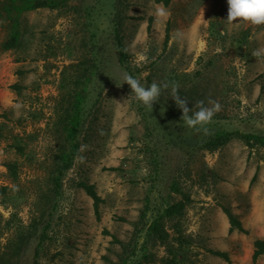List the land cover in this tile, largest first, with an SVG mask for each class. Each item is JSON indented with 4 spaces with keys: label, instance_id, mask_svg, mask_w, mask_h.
I'll return each mask as SVG.
<instances>
[{
    "label": "rangeland",
    "instance_id": "obj_1",
    "mask_svg": "<svg viewBox=\"0 0 264 264\" xmlns=\"http://www.w3.org/2000/svg\"><path fill=\"white\" fill-rule=\"evenodd\" d=\"M64 1L57 9L24 13L20 45L10 51L1 50L10 26L0 19V255L5 263L122 264L127 254L113 236L131 245L151 197L154 209L180 200L187 206L182 216L166 221L171 235L166 243L150 238L148 250L156 257L150 264H214L210 251L217 250L208 247L207 227L214 230L215 211L225 213L224 208L249 231L226 237L234 250L229 264H257L253 244L264 240V145L235 139L216 151L204 149L192 139L210 135L170 116L183 115L171 88L162 90L150 112L124 77L132 75L145 87L176 82L190 109L200 100L205 106L209 99L218 101L221 111L207 125L210 133L226 129L264 136V26L229 25L227 0H173L169 7L156 0ZM160 6L166 17L156 16ZM115 28L128 53V69L120 62ZM256 50L259 57L252 55ZM86 67L96 74L85 92L80 152L58 197L51 176L66 144L59 118L76 92H84ZM14 84L22 86L20 92L11 89ZM169 127L182 129L185 142L167 139ZM8 162L19 164L16 180ZM83 181L95 185L103 199L99 220L92 198L79 187ZM173 182L184 194L171 190Z\"/></svg>",
    "mask_w": 264,
    "mask_h": 264
},
{
    "label": "trees",
    "instance_id": "obj_2",
    "mask_svg": "<svg viewBox=\"0 0 264 264\" xmlns=\"http://www.w3.org/2000/svg\"><path fill=\"white\" fill-rule=\"evenodd\" d=\"M158 3H162L164 6L169 7L173 0H156ZM64 0H3L0 2V19L8 22L10 26V34L6 41L1 45L2 51H10L16 49L21 42V19L24 13L35 11L42 8L57 9L60 8L64 3ZM115 37L118 48V53L120 57V62L125 67H127L128 53L125 50L123 38L120 34L118 28H115ZM170 40V29L166 31V42ZM92 68L98 69V66L93 63ZM86 74L84 75V92H76L75 99L71 103L70 107L63 112L59 118V128L63 132V137L66 144L58 153V160L56 163V168L52 173L51 181L54 185V190L56 195L59 197L62 193V181L63 177L68 170L71 169L73 163L80 152V143L78 141L79 130L82 126L84 113L87 106V97L85 92L88 90V84L92 80V75L96 74L93 69L85 68ZM91 70V71H90ZM22 72L18 71L20 75ZM11 89L15 92H20L22 86L19 84L11 85ZM170 116L174 120H178L182 117L178 111L170 113ZM168 135L167 139L172 138L177 140V142H185V138L181 133L182 129L168 128L166 130ZM2 126L0 125V137L2 136ZM182 135V136H181ZM208 138L205 139H192L196 143H203V148L216 151L219 148L225 146L229 142L235 139H240L248 143L249 145L262 144L264 145V136L253 133H245L240 130H226L218 129L213 130ZM19 152H24V148L21 145L17 146ZM9 174L13 179L18 178L19 174V164L17 162H8L5 164ZM257 172L254 175L252 182L256 180ZM79 187L84 189L88 196L93 200L94 212L99 220L101 218L100 206L103 203L102 197L97 193L96 187L93 184H89L85 181L79 184ZM5 191L7 189H4ZM171 190L178 194H184L176 183H171ZM3 191V192H5ZM186 201H178L173 203H166L164 208L157 207L153 208V203L151 197H147L145 210L141 215V223L143 227L137 230V235L132 241L131 245L128 246L114 237V241L122 244L126 256L122 257V264H150L155 261V256L149 252L148 244L150 238L156 239L161 243H166L171 235L166 228V221L178 218L184 214L186 209ZM230 221V233L237 230L239 232L248 234L249 231L246 230L241 221L238 220L236 215L229 209L224 208ZM151 214L154 216L151 217ZM254 252L252 255L253 263L264 255V240L256 239L254 241ZM212 254L225 259L227 262L231 263L230 257L227 253L221 251H210ZM6 257L4 254L0 255V264H6Z\"/></svg>",
    "mask_w": 264,
    "mask_h": 264
},
{
    "label": "clouds",
    "instance_id": "obj_3",
    "mask_svg": "<svg viewBox=\"0 0 264 264\" xmlns=\"http://www.w3.org/2000/svg\"><path fill=\"white\" fill-rule=\"evenodd\" d=\"M227 3L228 14L226 21L229 25L240 21L254 26H264V0H227ZM167 15L168 12L163 6L157 8L156 16L158 18L166 17ZM252 55L259 57L261 51L256 50ZM139 59L146 60L147 58L140 55ZM124 80L130 86L132 95L134 94L136 100L142 102L150 112L153 110V105L160 99L162 90L171 88L172 99L178 108L182 110L183 115L181 119L184 124L189 129H194L197 132L203 130L205 135L210 134L207 125L211 124L214 115L221 111L220 103L212 99L208 101L210 106H205L204 101L200 100L195 103L194 109H190L188 101L179 95L180 85L176 82H172L171 84L165 82L162 85H158L153 81L149 86L145 87L140 79L132 75L126 74ZM126 102L127 100L124 103ZM189 113H192V115H189Z\"/></svg>",
    "mask_w": 264,
    "mask_h": 264
},
{
    "label": "crops",
    "instance_id": "obj_4",
    "mask_svg": "<svg viewBox=\"0 0 264 264\" xmlns=\"http://www.w3.org/2000/svg\"><path fill=\"white\" fill-rule=\"evenodd\" d=\"M215 212L216 213L213 216V219L215 221H219V222L213 231L211 230V227H209V226L207 227V229L209 230V231H207V232H209L208 235L211 237V241H210V244L208 245V247L211 249H215L217 251L219 250L221 252H225V253L229 254L231 263H234V250H233V248L229 249V247L227 246V245L233 246V242L232 241L228 242L226 240V237L227 236H233L234 237L235 234H237V236H238L239 233H238V231L235 230L232 232L231 235H229L231 225H230V222H229L227 215L221 210H216ZM235 238H238V237H235ZM253 247H254V245H253ZM227 250H230L231 252L228 253L229 251H227ZM236 251L239 253L238 248H236ZM214 257H216V259H214V261H213L214 264H229V262H227L225 259H223L221 257L213 256V258ZM257 264H264V255L261 256L257 260Z\"/></svg>",
    "mask_w": 264,
    "mask_h": 264
}]
</instances>
